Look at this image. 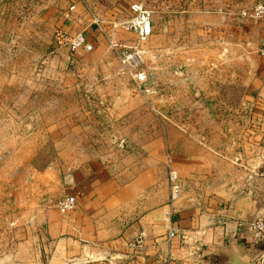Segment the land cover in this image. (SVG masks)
I'll return each instance as SVG.
<instances>
[{
  "label": "rangeland",
  "instance_id": "1",
  "mask_svg": "<svg viewBox=\"0 0 264 264\" xmlns=\"http://www.w3.org/2000/svg\"><path fill=\"white\" fill-rule=\"evenodd\" d=\"M134 2L151 11L144 37L119 24ZM155 4L0 0V264H46V215L79 164L167 170L187 142L219 175L236 153L264 150V97L244 92L246 47L186 38ZM76 33L90 51L62 42Z\"/></svg>",
  "mask_w": 264,
  "mask_h": 264
},
{
  "label": "crops",
  "instance_id": "2",
  "mask_svg": "<svg viewBox=\"0 0 264 264\" xmlns=\"http://www.w3.org/2000/svg\"><path fill=\"white\" fill-rule=\"evenodd\" d=\"M258 1L168 0L166 5L155 0V7L159 13H173L163 15V24L170 30L184 28L186 38L199 33L195 38L201 44L246 47L249 81L244 92L253 98L264 97V58L257 54L264 42V20L240 18L238 11ZM218 56L223 59L224 53ZM200 152L186 142L167 154L166 168L175 170L180 184L172 207L167 170L159 161L136 171L96 160L79 164L64 177L61 195H72L74 208L47 212L45 263L248 264L256 257L252 264H264V242L249 225L264 216L263 148L255 144L244 159L236 153L219 175L205 164L207 153ZM168 227L175 230L170 239Z\"/></svg>",
  "mask_w": 264,
  "mask_h": 264
},
{
  "label": "built area",
  "instance_id": "3",
  "mask_svg": "<svg viewBox=\"0 0 264 264\" xmlns=\"http://www.w3.org/2000/svg\"><path fill=\"white\" fill-rule=\"evenodd\" d=\"M73 5L68 7L69 11H72ZM131 12L130 19L124 20L121 24L134 30L140 37H144L150 31V13L151 11L144 7L142 3L134 2L129 5ZM92 17L90 24L100 29L101 20L97 15L90 13ZM240 18L251 19V20H264V0L258 1L252 4L250 7L242 8L238 11ZM102 30V29H100ZM62 42L69 47L71 51L82 49L83 51H90L92 45L86 42L85 37L82 33H76L72 37L62 38ZM257 54L264 58V42L258 46ZM128 56H124L122 62L128 60ZM138 79H143V74H137ZM167 187H168V203L170 206H174L179 194L180 184L178 175L175 170L170 167L167 168L166 173ZM75 206V198L72 195L66 194L58 198L55 202V208L60 213H67L71 211ZM251 229L253 230L254 237L261 242H264V216H258L249 222ZM175 235V230L171 227L167 228V238L170 239Z\"/></svg>",
  "mask_w": 264,
  "mask_h": 264
},
{
  "label": "water",
  "instance_id": "4",
  "mask_svg": "<svg viewBox=\"0 0 264 264\" xmlns=\"http://www.w3.org/2000/svg\"><path fill=\"white\" fill-rule=\"evenodd\" d=\"M260 254H261V252L259 253V255H260ZM259 255H258V256H259ZM255 258H256V257H254V259H252L251 261H249L248 264H252V262L255 260Z\"/></svg>",
  "mask_w": 264,
  "mask_h": 264
}]
</instances>
